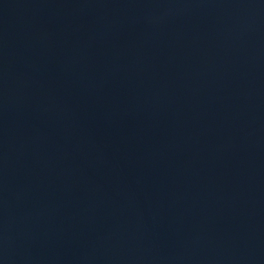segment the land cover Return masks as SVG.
<instances>
[{"label":"water","instance_id":"water-1","mask_svg":"<svg viewBox=\"0 0 264 264\" xmlns=\"http://www.w3.org/2000/svg\"><path fill=\"white\" fill-rule=\"evenodd\" d=\"M0 264H264V0H0Z\"/></svg>","mask_w":264,"mask_h":264}]
</instances>
